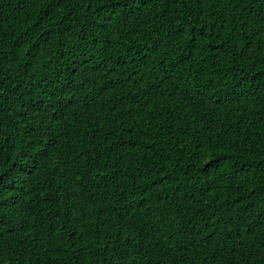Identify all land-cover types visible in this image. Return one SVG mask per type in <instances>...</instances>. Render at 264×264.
<instances>
[{
  "label": "trees",
  "instance_id": "obj_1",
  "mask_svg": "<svg viewBox=\"0 0 264 264\" xmlns=\"http://www.w3.org/2000/svg\"><path fill=\"white\" fill-rule=\"evenodd\" d=\"M0 264H264V0H0Z\"/></svg>",
  "mask_w": 264,
  "mask_h": 264
}]
</instances>
